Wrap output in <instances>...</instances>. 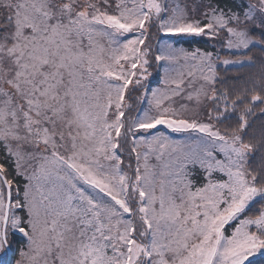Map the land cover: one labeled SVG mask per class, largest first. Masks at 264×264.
<instances>
[{"label":"snow or ice","instance_id":"obj_1","mask_svg":"<svg viewBox=\"0 0 264 264\" xmlns=\"http://www.w3.org/2000/svg\"><path fill=\"white\" fill-rule=\"evenodd\" d=\"M0 264H264V0H0Z\"/></svg>","mask_w":264,"mask_h":264},{"label":"rangeland","instance_id":"obj_2","mask_svg":"<svg viewBox=\"0 0 264 264\" xmlns=\"http://www.w3.org/2000/svg\"><path fill=\"white\" fill-rule=\"evenodd\" d=\"M158 80V78H156Z\"/></svg>","mask_w":264,"mask_h":264},{"label":"trees","instance_id":"obj_3","mask_svg":"<svg viewBox=\"0 0 264 264\" xmlns=\"http://www.w3.org/2000/svg\"><path fill=\"white\" fill-rule=\"evenodd\" d=\"M153 86H155V84Z\"/></svg>","mask_w":264,"mask_h":264}]
</instances>
